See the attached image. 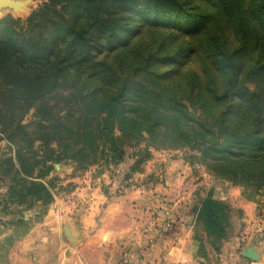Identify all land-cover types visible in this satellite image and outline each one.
I'll use <instances>...</instances> for the list:
<instances>
[{
    "label": "trees",
    "instance_id": "obj_1",
    "mask_svg": "<svg viewBox=\"0 0 264 264\" xmlns=\"http://www.w3.org/2000/svg\"><path fill=\"white\" fill-rule=\"evenodd\" d=\"M0 101L13 153L0 176V264L42 216L25 212L52 203V163L86 170L143 143L188 148L215 178L264 192V0H47L0 21ZM132 158L137 172L149 155ZM196 212L217 248L230 209L206 199Z\"/></svg>",
    "mask_w": 264,
    "mask_h": 264
},
{
    "label": "crops",
    "instance_id": "obj_2",
    "mask_svg": "<svg viewBox=\"0 0 264 264\" xmlns=\"http://www.w3.org/2000/svg\"><path fill=\"white\" fill-rule=\"evenodd\" d=\"M40 1L13 0L14 15H29ZM166 156L155 155L137 172L128 159L112 172L90 170L68 180L78 186L56 198L44 220L14 244L11 264H264L257 204L240 188L209 183L196 166ZM70 197L74 202L66 203ZM206 199L230 209V227L217 248L196 212Z\"/></svg>",
    "mask_w": 264,
    "mask_h": 264
},
{
    "label": "rangeland",
    "instance_id": "obj_3",
    "mask_svg": "<svg viewBox=\"0 0 264 264\" xmlns=\"http://www.w3.org/2000/svg\"><path fill=\"white\" fill-rule=\"evenodd\" d=\"M46 1L47 0H41L40 3L37 4V6L33 7V9L31 10V12L29 13V15H25L23 17L16 16V15H14L15 13H12L10 11L2 10L0 12V21H2L4 19H7L9 17H13L15 19H17V18L26 19L35 10H37L38 8H40L43 5V3H45ZM137 25H138V23H130V26L133 29H135L137 27ZM141 25H142V23H141ZM154 39H157V38L154 37ZM144 40H145V42H149L151 40V37L148 36ZM168 44L170 45V47H171L172 50L175 49L176 46L171 45L170 43H168ZM116 46H117V44L113 45V48H116ZM176 63L177 62H175V63H173L171 65H176ZM253 87H254L253 84H249V88L252 89ZM60 98H61V94H57V95H52V96L48 97L47 100L50 101L51 104H54L55 105L56 103H58V101L60 100ZM35 121H36V110H35V108H32L23 117L22 123L24 125H28L29 123H32V122L34 124ZM33 128H34V126H31L29 128V131L30 132H33L32 131ZM35 136H36V133H34L33 135H29L28 136L29 141L31 140L32 137H35ZM0 138H1V140H0V176H3V174L6 171L5 170L4 161L6 159H9L8 156H9V153H10V147L8 145V142L9 141L5 137L3 138L1 134H0ZM40 145H41L40 142H36L35 143V147L37 148L36 151H38V155L40 157H43L44 153L42 151H41L42 154L39 153L40 152ZM51 148L52 149H55L56 148V144H53L51 146ZM138 153H142L143 155H149V160L152 159L153 157H155V155H159V154H161V155H167L166 158L169 159L170 161H174V162L185 161L191 167L192 166L193 167L196 166L195 167V170L197 172H201L203 175L205 174L204 178L208 182H209V180H212V179H215L217 181L226 182V181H223L221 179H217L213 175H211L207 171V169L205 168V166L202 165L199 162V160L197 159V156H196L197 154L193 150L188 149V148H185V149H177V148H170V147L154 148V147H152V146H150V145H148L146 143H143V144H141L140 146H138L136 148L127 147L125 149L126 156H125L124 162L126 160H128V159L129 160L133 159L132 156H134V155H136ZM10 154H13V153H10ZM49 165H51V163ZM52 165L54 166V169L52 170V172L48 176V180H53L52 182L55 185V190H53V201H52V203L50 205H48L47 208L44 207V206H38L37 205V206L31 208V211L25 212L24 215L28 219L34 218V216H36L39 213L42 214L41 218L34 219V222L35 223L32 224V227L29 230V232L32 230V228L34 226L40 224L44 220L45 216L49 212L50 207L52 206V204H54L56 198H59L60 195H69V193H71L74 190V188L76 186H78V184L75 186L74 183L67 182L68 180H72V179H75V178H80L81 175H83L85 172H88L90 170H95V173L97 175H101V174H104V173H109V172L114 171L120 164L116 166V165H112V164L109 165V164H106L104 162L102 164H97L95 166L89 167L86 170L80 169L78 167V165L74 161H72V160H66V161H63L61 163H52ZM189 186H192V185H189ZM234 187H236V186H234ZM6 188H7V181H4V180H1L0 179V189L2 190L1 193H3V191H5ZM237 188H240L242 190V196L243 197H245L249 201L255 202L257 204V212H256L255 221H256V223L259 224L260 229H263L262 224L264 222V192L260 191V192L256 193L255 190H253L251 188H248V187H237ZM65 201H66V203L67 202H74V199L72 197H70V200L69 199H66ZM177 209H178V207H177ZM167 212H169V214L171 213V215H172V211H166V213ZM164 217H166L165 213H164ZM10 220H11V218H9V221ZM173 225H174V223H169L168 226L165 224V228H166L167 234L171 231V229L173 228ZM163 228H164V226H160V225L157 226V230L159 229L161 231ZM3 229H5V228H2V230ZM6 233L7 234H11V231L8 230V231H6ZM11 249L9 251V255H8V258H7L8 264H11V261H10V252H11ZM32 263L34 264V262H32Z\"/></svg>",
    "mask_w": 264,
    "mask_h": 264
},
{
    "label": "water",
    "instance_id": "obj_4",
    "mask_svg": "<svg viewBox=\"0 0 264 264\" xmlns=\"http://www.w3.org/2000/svg\"><path fill=\"white\" fill-rule=\"evenodd\" d=\"M2 10H5V11L10 10L13 13H16V8L13 5V0H0V12Z\"/></svg>",
    "mask_w": 264,
    "mask_h": 264
},
{
    "label": "built area",
    "instance_id": "obj_5",
    "mask_svg": "<svg viewBox=\"0 0 264 264\" xmlns=\"http://www.w3.org/2000/svg\"><path fill=\"white\" fill-rule=\"evenodd\" d=\"M166 215H169V213L167 212Z\"/></svg>",
    "mask_w": 264,
    "mask_h": 264
}]
</instances>
